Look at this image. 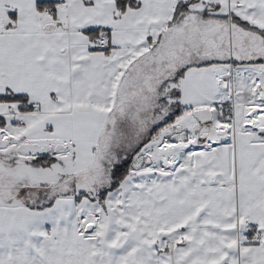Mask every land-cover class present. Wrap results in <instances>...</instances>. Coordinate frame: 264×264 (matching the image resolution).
I'll return each instance as SVG.
<instances>
[{
	"label": "snow or ice",
	"instance_id": "1",
	"mask_svg": "<svg viewBox=\"0 0 264 264\" xmlns=\"http://www.w3.org/2000/svg\"><path fill=\"white\" fill-rule=\"evenodd\" d=\"M0 264H264V0H0Z\"/></svg>",
	"mask_w": 264,
	"mask_h": 264
}]
</instances>
